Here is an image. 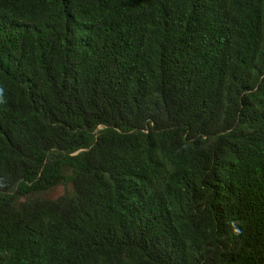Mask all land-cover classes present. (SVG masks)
Instances as JSON below:
<instances>
[{
	"label": "trees",
	"instance_id": "trees-1",
	"mask_svg": "<svg viewBox=\"0 0 264 264\" xmlns=\"http://www.w3.org/2000/svg\"><path fill=\"white\" fill-rule=\"evenodd\" d=\"M0 264H264V0H0Z\"/></svg>",
	"mask_w": 264,
	"mask_h": 264
},
{
	"label": "rangeland",
	"instance_id": "rangeland-1",
	"mask_svg": "<svg viewBox=\"0 0 264 264\" xmlns=\"http://www.w3.org/2000/svg\"><path fill=\"white\" fill-rule=\"evenodd\" d=\"M61 191H62L61 188H58V191L56 193H61Z\"/></svg>",
	"mask_w": 264,
	"mask_h": 264
}]
</instances>
